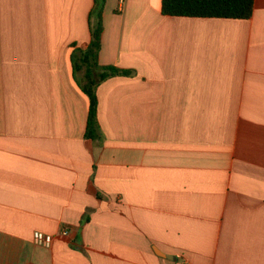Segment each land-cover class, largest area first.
<instances>
[{
    "label": "crops",
    "instance_id": "obj_1",
    "mask_svg": "<svg viewBox=\"0 0 264 264\" xmlns=\"http://www.w3.org/2000/svg\"><path fill=\"white\" fill-rule=\"evenodd\" d=\"M94 6L0 0V264H264V0H105L88 138Z\"/></svg>",
    "mask_w": 264,
    "mask_h": 264
},
{
    "label": "trees",
    "instance_id": "obj_2",
    "mask_svg": "<svg viewBox=\"0 0 264 264\" xmlns=\"http://www.w3.org/2000/svg\"><path fill=\"white\" fill-rule=\"evenodd\" d=\"M255 0H162V13L176 17H202L225 19H250L254 12ZM105 0H95L92 17L96 22L91 26L92 40L80 62L86 67L83 82L77 81L79 90L88 99L89 118L87 126L88 138H94L97 129L98 84L111 76L129 75L128 71L113 66H100L98 54L101 48L102 12ZM77 69V65H74Z\"/></svg>",
    "mask_w": 264,
    "mask_h": 264
},
{
    "label": "built area",
    "instance_id": "obj_3",
    "mask_svg": "<svg viewBox=\"0 0 264 264\" xmlns=\"http://www.w3.org/2000/svg\"><path fill=\"white\" fill-rule=\"evenodd\" d=\"M68 232L64 231V234L66 235ZM52 237H46L42 234L37 235L36 237V243L43 246H50L52 243Z\"/></svg>",
    "mask_w": 264,
    "mask_h": 264
}]
</instances>
